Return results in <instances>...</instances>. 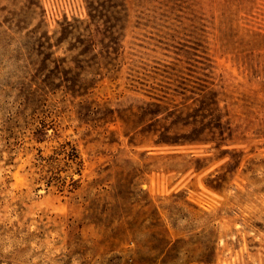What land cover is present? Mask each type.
Instances as JSON below:
<instances>
[{
  "label": "rangeland",
  "instance_id": "1",
  "mask_svg": "<svg viewBox=\"0 0 264 264\" xmlns=\"http://www.w3.org/2000/svg\"><path fill=\"white\" fill-rule=\"evenodd\" d=\"M164 262L264 264V0H0V264Z\"/></svg>",
  "mask_w": 264,
  "mask_h": 264
},
{
  "label": "trees",
  "instance_id": "2",
  "mask_svg": "<svg viewBox=\"0 0 264 264\" xmlns=\"http://www.w3.org/2000/svg\"><path fill=\"white\" fill-rule=\"evenodd\" d=\"M69 90H71V92H74L73 95L83 96V95H85L88 92L89 88L88 87H83L81 89L70 88ZM32 100H34V99H32ZM155 104L160 106L159 103H155ZM159 112L160 111H158V109H157L156 111H150L147 114H151L152 119L158 121L159 120L158 116L160 114ZM142 113H146V112H142ZM154 134H156V133H154ZM169 138L170 137L168 135L161 133V134H159V136L155 140V142H157V143H174V142H177L176 140L171 141ZM163 264H165V262Z\"/></svg>",
  "mask_w": 264,
  "mask_h": 264
}]
</instances>
